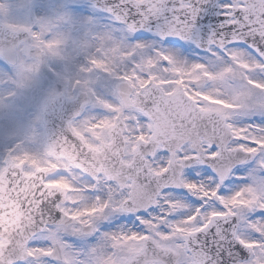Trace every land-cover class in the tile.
Masks as SVG:
<instances>
[{
  "label": "snow or ice",
  "instance_id": "6c2138e0",
  "mask_svg": "<svg viewBox=\"0 0 264 264\" xmlns=\"http://www.w3.org/2000/svg\"><path fill=\"white\" fill-rule=\"evenodd\" d=\"M0 264H264V0H0Z\"/></svg>",
  "mask_w": 264,
  "mask_h": 264
}]
</instances>
